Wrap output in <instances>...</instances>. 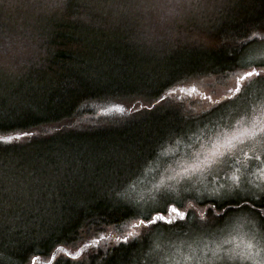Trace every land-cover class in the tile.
Returning a JSON list of instances; mask_svg holds the SVG:
<instances>
[{
  "label": "trees",
  "instance_id": "trees-1",
  "mask_svg": "<svg viewBox=\"0 0 264 264\" xmlns=\"http://www.w3.org/2000/svg\"><path fill=\"white\" fill-rule=\"evenodd\" d=\"M131 35L70 0L51 24L42 62L29 60L17 77L0 74V264H144L155 242L219 231L236 216L264 233V192L225 200L164 193L162 206L148 211L131 192L237 96L207 108L193 99L244 76L249 52L264 44V0H226L207 27L159 51L143 50ZM168 203L191 214L177 221L184 227H133ZM77 247L83 253L76 257L63 252Z\"/></svg>",
  "mask_w": 264,
  "mask_h": 264
},
{
  "label": "rangeland",
  "instance_id": "rangeland-1",
  "mask_svg": "<svg viewBox=\"0 0 264 264\" xmlns=\"http://www.w3.org/2000/svg\"><path fill=\"white\" fill-rule=\"evenodd\" d=\"M246 58L245 79L226 87L199 90L193 97L207 108L228 93L232 92L233 97L237 95L195 133L179 141L132 189L144 211L162 206L161 193L176 198L186 194L219 198L226 193L230 194L228 197H236L264 192V67L258 71L253 67L255 63H264V44L254 46ZM249 72H259V80L256 79L258 75L247 76ZM238 82L239 92L232 91ZM220 131L236 137L228 149H220V153L226 151L227 155L211 157L199 169L186 173L185 169H191L198 160L203 161L215 150L214 133ZM178 175L187 176V179H173ZM140 230L138 228V232ZM249 245L252 251L260 253L257 261L264 257V233L253 220L236 216L219 231L190 230L178 238L166 237L155 242L144 264H177L178 261L179 264H194L193 251L202 258L201 264H253L251 260L236 258L237 254L246 252ZM80 251L82 254L81 247L63 250L71 257H76Z\"/></svg>",
  "mask_w": 264,
  "mask_h": 264
},
{
  "label": "clouds",
  "instance_id": "clouds-1",
  "mask_svg": "<svg viewBox=\"0 0 264 264\" xmlns=\"http://www.w3.org/2000/svg\"><path fill=\"white\" fill-rule=\"evenodd\" d=\"M70 0H0V74L23 75L29 60L42 62L51 24L64 18ZM113 26L130 29V42L145 51L175 46L189 30L217 19L226 0H81ZM18 19L28 21L23 27Z\"/></svg>",
  "mask_w": 264,
  "mask_h": 264
},
{
  "label": "snow or ice",
  "instance_id": "snow-or-ice-1",
  "mask_svg": "<svg viewBox=\"0 0 264 264\" xmlns=\"http://www.w3.org/2000/svg\"><path fill=\"white\" fill-rule=\"evenodd\" d=\"M259 72L253 73V72H249L247 73V76H252V75H259ZM245 79V77H240V80ZM239 82L237 83V86L235 87V89H232V91L235 92H239ZM219 109H217L218 111ZM259 131H261L259 129ZM264 132V131H262ZM255 134V133H253ZM25 135H28L27 133ZM180 134H177V136L173 137L170 141H168V137H165V140L160 141V143L158 144V147H163L165 141H168L170 143H175V140L179 138ZM215 135V142L213 144L214 147V151L212 153H210L209 156H206L204 158L203 161H199L196 164L192 165L191 169H185V172H191L194 171L196 169H199L202 165L206 164L209 159L211 157H222L223 155H227V152L225 151L224 153H220V149H228L231 145L234 139H236L234 134H231L229 132H225V131H220L218 133H214ZM12 138H8L7 140L4 141V143H10ZM17 139H19V137H17ZM153 155H155V150H153ZM147 161H145L146 163ZM173 179H187V176H182V175H178L177 177H173ZM215 195V194H213ZM230 194L226 193L224 196H220L219 199L221 200H225L228 198ZM165 198V194L161 193V199ZM238 208L242 209V206L237 204ZM222 211H227V209L225 208V205H221ZM191 214H186L183 211H180V209L178 207L173 206L171 203H168L166 205V207L162 210V212H156L155 215H149L146 220L145 219H141L138 224L133 225V227H139V226H144L147 227L148 225H156L159 224L160 225H173L174 228H181L184 227L185 225L179 224L177 223V221H185V223H187L186 217L190 218ZM201 220L204 219L203 215H201L200 217ZM173 229H167V231H172ZM134 235L133 232H128L127 236H124L123 238V243H127L129 238L132 237ZM117 240H120V237L116 238ZM260 256L259 252H254L252 251V246L249 245L248 246V250L242 254H237L236 258H242L244 260H251L253 262V264H264V257H260L259 261H257V257ZM224 257L221 256V259H223ZM191 259L194 262V264H201V257L196 255L195 251L192 252L191 254ZM177 264H179V261L177 262Z\"/></svg>",
  "mask_w": 264,
  "mask_h": 264
}]
</instances>
